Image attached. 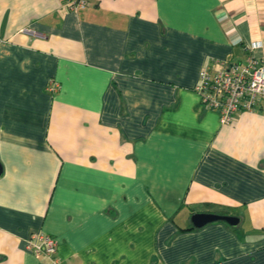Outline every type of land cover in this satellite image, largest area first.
Instances as JSON below:
<instances>
[{
    "label": "crops",
    "instance_id": "obj_1",
    "mask_svg": "<svg viewBox=\"0 0 264 264\" xmlns=\"http://www.w3.org/2000/svg\"><path fill=\"white\" fill-rule=\"evenodd\" d=\"M255 41L264 0H0V264H264V100L194 89Z\"/></svg>",
    "mask_w": 264,
    "mask_h": 264
},
{
    "label": "built area",
    "instance_id": "obj_2",
    "mask_svg": "<svg viewBox=\"0 0 264 264\" xmlns=\"http://www.w3.org/2000/svg\"><path fill=\"white\" fill-rule=\"evenodd\" d=\"M64 4L76 12L88 6L90 0H64ZM262 46L260 41L245 43L243 49L247 55L244 61L215 60L217 68L205 65L200 69L194 89L200 104L216 110L222 124L230 123L237 111H251L264 100V61L254 55V51ZM57 88L58 83L50 79L48 89ZM56 245V240L42 231L32 233L28 244L35 254L48 256H53ZM50 264H59V261L52 258Z\"/></svg>",
    "mask_w": 264,
    "mask_h": 264
},
{
    "label": "water",
    "instance_id": "obj_3",
    "mask_svg": "<svg viewBox=\"0 0 264 264\" xmlns=\"http://www.w3.org/2000/svg\"><path fill=\"white\" fill-rule=\"evenodd\" d=\"M0 165V173H1ZM214 221H224L232 226L238 223V217L227 214L213 213V212H197L191 216V224L193 227H202Z\"/></svg>",
    "mask_w": 264,
    "mask_h": 264
}]
</instances>
